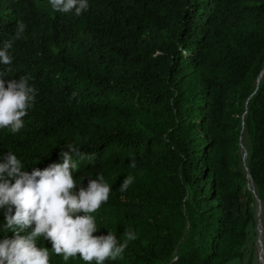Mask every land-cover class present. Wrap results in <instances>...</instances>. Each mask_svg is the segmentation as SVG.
I'll use <instances>...</instances> for the list:
<instances>
[{"label":"trees","instance_id":"obj_1","mask_svg":"<svg viewBox=\"0 0 264 264\" xmlns=\"http://www.w3.org/2000/svg\"><path fill=\"white\" fill-rule=\"evenodd\" d=\"M7 41L0 72L30 75L37 94L19 133L0 129V162L10 151L31 173L62 163L66 144L87 153L76 191L99 175L112 188L94 235L136 236L106 264L246 258L264 204V0H89L82 15L0 0V50Z\"/></svg>","mask_w":264,"mask_h":264},{"label":"clouds","instance_id":"obj_2","mask_svg":"<svg viewBox=\"0 0 264 264\" xmlns=\"http://www.w3.org/2000/svg\"><path fill=\"white\" fill-rule=\"evenodd\" d=\"M49 4L56 12L74 11L76 15L89 8V0H49ZM24 30L25 25L18 22L14 39H19ZM11 47L12 41H7L0 50V63L12 65ZM5 77L6 73L0 72V129L16 134L24 127V117L34 105L37 90L29 84L30 75L19 80ZM61 157L62 163L33 169L31 173L23 170L21 160L12 152L2 158L0 209L5 210L6 221L0 226L4 233L0 236V264H51L53 254L64 261L79 256L85 264H106L122 257L128 243L136 238L128 229L123 241L110 231L94 235L98 229L93 213L108 202L112 188L99 175L77 192L73 172L80 161L90 157L76 144H66ZM131 167H135L134 162ZM133 181V176H126L119 190L126 191ZM9 232L14 233L13 238H8ZM41 237L51 241V251L37 246Z\"/></svg>","mask_w":264,"mask_h":264},{"label":"rangeland","instance_id":"obj_3","mask_svg":"<svg viewBox=\"0 0 264 264\" xmlns=\"http://www.w3.org/2000/svg\"><path fill=\"white\" fill-rule=\"evenodd\" d=\"M248 147H249V137L247 135H245L244 139H243V144L241 145V151L244 155L245 154L248 155L247 154ZM256 200L257 201L255 204V211L257 214L258 210H259V202H258V199H256ZM260 202H261L260 203V205H261L260 227L262 225L263 229L260 230V227L258 228L259 219H258V214H257V228L252 233L253 237L251 238V242H250L249 247H248V252L246 254L247 256L245 259L237 261L235 264H262L261 263V255H260L261 243L260 244L258 243V239L259 238L261 239L260 233L264 237V204L262 203L261 200H260Z\"/></svg>","mask_w":264,"mask_h":264},{"label":"bare ground","instance_id":"obj_4","mask_svg":"<svg viewBox=\"0 0 264 264\" xmlns=\"http://www.w3.org/2000/svg\"><path fill=\"white\" fill-rule=\"evenodd\" d=\"M261 227H262V225H261ZM261 227H260V230L263 229V227L262 228ZM260 235H261V247H260L261 263L264 264V237L262 236L261 233H260Z\"/></svg>","mask_w":264,"mask_h":264},{"label":"water","instance_id":"obj_5","mask_svg":"<svg viewBox=\"0 0 264 264\" xmlns=\"http://www.w3.org/2000/svg\"><path fill=\"white\" fill-rule=\"evenodd\" d=\"M245 156H247L246 154H245ZM248 177L250 178V174L248 173ZM254 192V191H253ZM257 199H258V202H259V210H258V219H259V223H258V228L260 227V210H261V205H260V199L257 197ZM258 243L260 244L261 243V239L259 238L258 239Z\"/></svg>","mask_w":264,"mask_h":264}]
</instances>
